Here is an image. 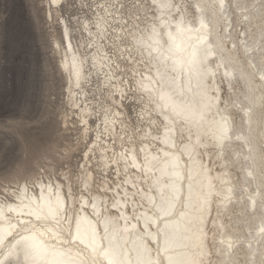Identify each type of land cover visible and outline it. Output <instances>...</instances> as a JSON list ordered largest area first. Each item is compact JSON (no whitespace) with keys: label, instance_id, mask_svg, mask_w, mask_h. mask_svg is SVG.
<instances>
[{"label":"bare ground","instance_id":"1","mask_svg":"<svg viewBox=\"0 0 264 264\" xmlns=\"http://www.w3.org/2000/svg\"><path fill=\"white\" fill-rule=\"evenodd\" d=\"M51 1L50 17L61 20L55 44L86 147L80 188L67 173L65 182H32L28 174L0 196V231L16 225L11 239H18L31 224L40 227L16 196L26 184L43 183L65 208L61 226L48 225L57 235L37 232L36 264H208L210 224L219 233V263L241 264L243 243L247 264H264V0H235L248 26L244 51L232 34L233 0H81L90 12L82 19L57 8L67 3L68 11L70 0L54 2L56 8ZM223 80L237 89L239 120L223 100ZM9 204L17 211L7 212ZM236 205L241 216L227 221ZM234 219L247 225L248 237L229 223ZM182 231L190 232L186 241L169 239Z\"/></svg>","mask_w":264,"mask_h":264},{"label":"rangeland","instance_id":"2","mask_svg":"<svg viewBox=\"0 0 264 264\" xmlns=\"http://www.w3.org/2000/svg\"><path fill=\"white\" fill-rule=\"evenodd\" d=\"M49 1L51 0H0L1 197L6 196L8 188H17L18 182L26 179L28 174L32 176L33 179L30 180L32 182L35 178L44 177L46 179L47 176L52 179L57 177L65 182L63 174L67 173L66 176H70L73 187L80 188V170L86 147L81 139V127L77 123L76 111L72 113L68 82L61 69V54L57 52L55 44L56 38L61 37L59 23L61 20L58 17L54 19L50 17ZM70 2L72 5L68 11H66L67 3L57 6L51 1V4L54 8L56 6L60 8L65 15L68 13L66 15L68 18L82 19L83 16L90 15V12L86 14L87 8H84L81 0H70ZM190 6L195 10L192 2H190ZM235 7V0H233V11L235 12L232 34L244 51L245 49L242 47L243 30H248V26L246 18L240 15L242 11ZM253 26L251 28L256 30L257 26ZM222 30L226 32L224 25ZM248 41L253 42L251 38ZM223 83L221 92L223 100L231 102L230 108L232 107L235 117L239 120V115L243 112L239 110L240 106H237V102H235V96H233L235 90L231 92L232 89L225 84V80ZM237 86L244 90L247 89L242 82H238L236 88ZM235 92L238 93L237 89ZM238 96L240 97L241 94ZM128 101L127 107L132 122L136 126L132 94ZM200 103L198 102L196 106L198 109L202 107ZM221 104H225V102L221 101ZM260 108L261 111L264 109L263 106ZM259 117L261 118L259 127L263 130L264 111L259 113ZM231 156L232 160L237 159L233 152H231ZM213 162L215 167L219 168L217 164H221V160L215 158L211 164H214ZM236 164L237 160L234 161L231 169L237 175L239 174L237 176L239 178L243 172L241 173L237 168L243 167ZM239 190L245 192L241 195L242 199L243 197L250 199L245 188L240 187ZM236 208L233 209L231 216H225L227 221L234 216H241L238 206ZM234 220L235 222L232 220L229 223L235 226L237 219ZM237 224H239L238 228L242 233L244 231L248 237L249 232L245 230L247 225L243 222ZM212 225L209 226V244L212 250L208 264H227V262L219 263L216 260L219 259V252L215 249L216 243L219 242L216 241L219 233L214 232V225ZM254 227L252 225V228ZM182 232L179 236L169 237V239L171 241H186L190 232ZM240 240V243L245 242V238ZM241 246L243 248L238 256L239 261L241 264H247L249 250H245L247 248L245 244L242 243ZM242 251L246 253H242ZM139 254L146 258V252L142 249L139 250ZM184 261L181 259V263Z\"/></svg>","mask_w":264,"mask_h":264},{"label":"snow or ice","instance_id":"3","mask_svg":"<svg viewBox=\"0 0 264 264\" xmlns=\"http://www.w3.org/2000/svg\"><path fill=\"white\" fill-rule=\"evenodd\" d=\"M54 2L59 3V0H54ZM84 187H88L86 182ZM30 190L35 193V196L27 195ZM16 198L20 200L22 208L28 209V215L34 217L40 227L37 228L36 224H31V229H33L31 233L29 235H19L18 239H11L13 233L16 232V225L9 223L7 229L0 231V264H36V234L40 232L42 235L48 233L54 236L57 235L53 231V227L48 225L49 222H54L55 228L61 226V213L65 208V200L58 193H54L51 185L43 183L31 187L26 184ZM24 199L28 200L27 204H24ZM118 206L119 202H114L112 205L113 208ZM6 208L7 212L17 211V207L11 204ZM3 212L4 209L0 208V215H3ZM41 229H43V232H41ZM22 231L28 232L29 229L25 228ZM76 238L80 239L78 231Z\"/></svg>","mask_w":264,"mask_h":264}]
</instances>
